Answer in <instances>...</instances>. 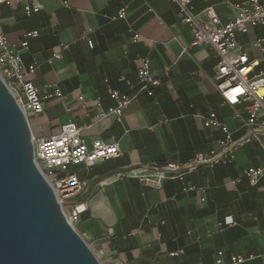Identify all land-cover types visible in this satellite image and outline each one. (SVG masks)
Wrapping results in <instances>:
<instances>
[{"label":"crops","instance_id":"obj_1","mask_svg":"<svg viewBox=\"0 0 264 264\" xmlns=\"http://www.w3.org/2000/svg\"><path fill=\"white\" fill-rule=\"evenodd\" d=\"M37 1L41 9L29 15L21 3L0 6L8 51L19 54L26 66L37 65L31 81L40 96L47 97L41 114H28L32 136L57 134L62 125L73 121L85 125L82 138L88 146L96 139L116 141L121 151L120 157L91 168H70L88 184L72 200L85 202L87 208L76 230L100 263L229 264L232 256L240 255L254 257L243 264H264L258 257L264 238V177L257 186H250L245 178L231 184L241 169H264V135L235 150L233 163L197 167L182 180L163 181L160 188L137 178L115 177L140 165L183 164L196 153L220 151L221 132L204 128L197 115L215 112L234 139L245 133L233 118V108L222 104L216 89L214 53L189 48L190 31L175 18V4L154 0L152 15L145 7L150 0ZM228 1L215 6L223 23L231 21L238 6L247 2ZM192 3L197 12L205 5L203 0ZM122 6H126V19L113 20ZM128 26L140 34L137 43L131 42ZM32 31H38V36L21 48L24 35ZM257 37L264 38V27L250 28L236 39L250 52L249 45ZM56 53L61 54L60 60L50 62ZM144 56L160 85L150 97L140 93L117 122L110 114L114 102L104 80L122 93L133 94L137 60ZM250 56L257 61L255 72L264 71V57L253 52ZM120 77L130 81L134 90ZM54 89L62 100L53 96ZM79 96L83 104L77 101ZM99 110L110 115L98 118ZM185 186L194 190L184 193ZM228 220L236 224L224 225ZM181 250L182 254L169 256Z\"/></svg>","mask_w":264,"mask_h":264},{"label":"built area","instance_id":"obj_2","mask_svg":"<svg viewBox=\"0 0 264 264\" xmlns=\"http://www.w3.org/2000/svg\"><path fill=\"white\" fill-rule=\"evenodd\" d=\"M152 1L154 0L145 2V7L146 11L153 15ZM169 1L176 6L175 18L189 28L191 35L189 48H208L214 53L217 60L213 75L216 89L222 99V104L233 108V118L239 122L240 128L245 133L238 139H234L233 134L226 125L219 121L215 112L197 115L196 117L204 128H213L221 132L222 138L218 140L220 151L196 153L191 160L183 164L177 162H168L164 165L151 163L122 170L115 175L117 178H137L154 188H160L165 180H182L186 172L197 167L212 168L217 164H231L235 150L250 140H258L261 135H264V71L255 72L257 61L250 56V52H253L258 57H264V38L257 37L251 41L250 52H247L236 39L237 34H246L250 28L264 27V0H247L246 4L238 6L234 18L225 23L220 20L215 6L217 2L228 5V0H203L205 5L198 12L195 11L192 0ZM6 2L21 3L23 11L28 15L41 9L37 0H0V6ZM126 15V6H122L112 19L125 20ZM127 30L131 33V42L137 43L140 34L131 26H128ZM38 34V31L26 33L20 44L21 48L26 49L28 40L36 38ZM87 44L92 48L93 44L90 40ZM8 45L0 22V77L28 119L30 113L38 115L43 112V101L47 97L40 96L38 89L31 81L37 65L35 63L24 65L19 54H12L8 51ZM60 58L61 54L56 53L50 62L60 60ZM137 62V90L133 94L122 93L112 88L109 80H104L106 93L114 102L110 114L117 122L122 121L124 110L137 99L140 93H145L150 97L153 95V89L160 85V80L150 72L149 58L140 57ZM119 81L124 82L129 89L135 88L124 77H120ZM53 96L60 100L63 99L58 89H54ZM77 101L83 104V97L79 96ZM96 102L98 104L99 100L97 99ZM67 110L70 111V109ZM110 114L99 110L97 117L105 118ZM84 128L85 125L80 126L69 121L61 126L57 134L42 138H36L31 134L35 164L54 190L65 220L75 230L76 224L87 208L85 202H72V200L80 196L88 184L87 181L70 172V168L81 165L88 169L98 162L121 156L116 141L96 139L88 146L82 138ZM263 177L264 169L261 167L244 168L231 181V184L235 185L240 182L241 178H245L250 186H257ZM193 190L194 187L191 186L181 189L184 193ZM235 224L232 220L224 222L227 226ZM218 226L222 227L223 224L218 223ZM182 253V250L172 252L169 256L175 257ZM221 254L218 252L217 255L221 256ZM258 257L264 261V238L263 248ZM253 258L252 256L248 258L240 255L232 256L229 264H243Z\"/></svg>","mask_w":264,"mask_h":264},{"label":"water","instance_id":"obj_3","mask_svg":"<svg viewBox=\"0 0 264 264\" xmlns=\"http://www.w3.org/2000/svg\"><path fill=\"white\" fill-rule=\"evenodd\" d=\"M0 264H101L36 166L28 119L1 77Z\"/></svg>","mask_w":264,"mask_h":264},{"label":"rangeland","instance_id":"obj_4","mask_svg":"<svg viewBox=\"0 0 264 264\" xmlns=\"http://www.w3.org/2000/svg\"><path fill=\"white\" fill-rule=\"evenodd\" d=\"M33 123V122H32Z\"/></svg>","mask_w":264,"mask_h":264}]
</instances>
